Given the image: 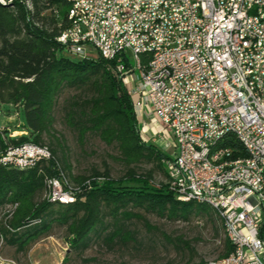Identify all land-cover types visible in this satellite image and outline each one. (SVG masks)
<instances>
[{"label":"built area","instance_id":"2783aa9c","mask_svg":"<svg viewBox=\"0 0 264 264\" xmlns=\"http://www.w3.org/2000/svg\"><path fill=\"white\" fill-rule=\"evenodd\" d=\"M67 19L57 43L80 60L91 59L93 50L114 63L136 119L158 121L157 137L172 139L175 152L166 169L174 199H213L238 242L228 264H264V188L254 174L264 161V0H73ZM200 36H207L206 45H199ZM139 54H147V71L138 70ZM226 125L251 143L250 165L213 179L202 153ZM8 129L0 125V132ZM182 153L192 155L194 166L183 165ZM227 154L222 146L215 161ZM50 159L49 150L33 143L0 154V164L21 170ZM45 183L55 186L50 199L76 200L77 188H67L61 174ZM16 206L2 210L0 223Z\"/></svg>","mask_w":264,"mask_h":264},{"label":"trees","instance_id":"16d2710c","mask_svg":"<svg viewBox=\"0 0 264 264\" xmlns=\"http://www.w3.org/2000/svg\"><path fill=\"white\" fill-rule=\"evenodd\" d=\"M67 12L66 0H0V108L6 114L21 112L25 132L17 137H9V131L0 132V154L7 147L33 143L46 147L51 155L50 160L40 161L30 170L0 164V213L17 205L5 225L0 223L1 246L7 242L24 251L57 224L66 228V244L71 249H86L90 236L102 225L103 208L109 209L114 219L123 220H142L128 207L170 221H187L192 214L209 213L211 209L205 205L174 199L167 184L166 162L170 158L140 132L132 101L112 70L114 63L100 57L74 62L63 56L66 50L56 39L69 26ZM64 88L91 92L81 105L70 108L68 125L77 131L80 143L87 135H94L106 146L116 145L119 156L113 159L126 168L122 179L112 181L107 171H94L89 177L65 175L64 170L70 172V167L61 168L55 152L43 144L42 137L52 131L53 110ZM223 147L234 159L247 157L231 136L226 137ZM141 164L154 167L139 174L136 168ZM155 170L163 173L165 182H155ZM60 173L75 188L86 189L64 205L44 197L45 180ZM53 208L60 210L54 212ZM259 237L264 242V225ZM232 249L225 240L224 252L218 258L228 256Z\"/></svg>","mask_w":264,"mask_h":264},{"label":"rangeland","instance_id":"374dc122","mask_svg":"<svg viewBox=\"0 0 264 264\" xmlns=\"http://www.w3.org/2000/svg\"><path fill=\"white\" fill-rule=\"evenodd\" d=\"M63 56L74 62L80 60L77 55L66 51ZM89 58L97 60V52L91 50ZM129 62L132 67L135 65L131 58ZM136 77L137 72L130 84ZM90 94L87 88H64L53 110L52 131L42 137V142L55 152L54 157L61 168L64 165L70 167V172L64 170L65 175L89 177L94 171L100 174L107 171L112 181H118L124 177L126 168L113 159L119 156L117 146H106L94 135H87L80 143L77 131L68 125L70 108L74 104L81 105ZM23 124L21 112H1L0 125L8 126L13 137L25 133ZM150 126L153 135L149 137L150 143L172 159L175 152L172 139L165 137L161 141L157 137L158 121ZM153 167L141 164L136 171L140 174ZM61 177L67 188H75L62 174ZM154 180L156 183L165 182V177L161 171L155 170ZM85 190L77 188L76 197ZM58 210L53 208L54 212ZM127 210L140 215L142 220L114 219L109 209L103 208L102 225L90 236L86 249H71L66 244V228L54 224L48 235L24 251L4 242L0 247V264H205L224 252V230L212 210L207 214H192L187 221H170L144 209L128 207ZM116 233L119 235L112 240Z\"/></svg>","mask_w":264,"mask_h":264},{"label":"bare ground","instance_id":"6f19581e","mask_svg":"<svg viewBox=\"0 0 264 264\" xmlns=\"http://www.w3.org/2000/svg\"><path fill=\"white\" fill-rule=\"evenodd\" d=\"M68 6H72L73 0H66ZM64 33V32H63ZM63 33L60 37L63 36ZM207 44V36L199 37V45ZM138 70L147 71V54H139L137 56ZM228 136L233 137L237 143L244 149L246 154H252V145L249 143L248 139L243 137L242 131L233 125H226V132H220L214 134L212 140L206 144L204 152L202 153V161L206 165V174L210 175L213 179H225L229 177L233 170L239 169V167H247L250 165V156L246 158H232V154L225 155L224 159H218L215 161V156L218 150L223 146L224 141ZM43 150H48L43 147ZM182 162L184 166H194V158L189 153H182ZM254 174L257 175V183L260 188H264V161H261V166H254ZM67 186V185H66ZM45 198L51 203L68 204L73 200H65L62 198L50 199V195L55 194V186H50L49 183H45ZM193 202L196 204L205 205L210 208L219 218L222 220L224 237L225 240L231 243L234 249H238V242L232 239V225L226 220V214L222 211V207L217 205L213 199H187L185 203ZM16 207H10L5 216L2 217V223L5 225V221L12 216V212ZM10 231V230H9ZM0 240L2 237L0 235ZM212 264H228V256L217 258L212 260Z\"/></svg>","mask_w":264,"mask_h":264},{"label":"crops","instance_id":"0c3cea01","mask_svg":"<svg viewBox=\"0 0 264 264\" xmlns=\"http://www.w3.org/2000/svg\"><path fill=\"white\" fill-rule=\"evenodd\" d=\"M143 122L145 123V121H142L141 119H140V121H139V120L137 121V123H138V128L141 130V132L143 131L142 128H144V132H142V135L144 136V138H145L148 142H150L151 140L149 139V137L152 138V136H153V135H151V133H150V130H151V126H150V124H152V123L146 121V123H145V125H144ZM143 126H144V127H143Z\"/></svg>","mask_w":264,"mask_h":264}]
</instances>
